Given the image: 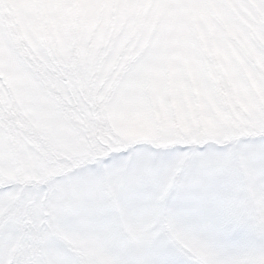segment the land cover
<instances>
[{"label": "snow or ice", "instance_id": "snow-or-ice-1", "mask_svg": "<svg viewBox=\"0 0 264 264\" xmlns=\"http://www.w3.org/2000/svg\"><path fill=\"white\" fill-rule=\"evenodd\" d=\"M0 264H264V0H0Z\"/></svg>", "mask_w": 264, "mask_h": 264}]
</instances>
